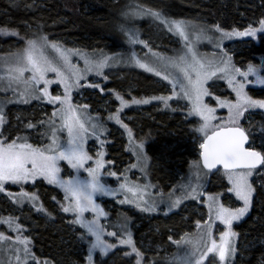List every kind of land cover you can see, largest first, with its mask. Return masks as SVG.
I'll return each mask as SVG.
<instances>
[{
	"label": "snow or ice",
	"instance_id": "6c2138e0",
	"mask_svg": "<svg viewBox=\"0 0 264 264\" xmlns=\"http://www.w3.org/2000/svg\"><path fill=\"white\" fill-rule=\"evenodd\" d=\"M123 15L151 16L159 21L167 32L179 36L184 41V46L181 54L164 56L153 51L135 32L121 25L120 31L128 37L129 44H142L148 48L156 64L137 58L134 52L127 58L128 62L135 63L146 72L168 81L171 85V94L133 98L128 101L119 92L109 89L108 91L120 102V107L115 113L109 114L107 120H114L120 124L128 132L131 141V130L127 124H123L119 115L124 108L130 104H149L152 101H160L168 108L171 107L169 101H174L178 105L184 101L183 105L172 108V111L185 112L186 118H199L198 127L194 131L200 133L202 138L199 144L202 150L200 152L202 164L199 160L194 161L191 165L192 177L188 183L167 194L158 191V198H153L147 191L152 185L133 183L127 176H124L119 189L110 188L102 183L99 173L104 167L105 153L97 152L95 166L85 167L94 159L85 150V144L88 138L94 137L103 148L106 141L101 137L107 131L105 122L99 114L95 116L91 114L89 104L74 103V93L79 94V90L86 87L99 89L103 93L105 89L101 83L82 81H87L88 76L92 74L106 81L108 77L104 69L118 61L122 62L124 58L109 57L103 52L89 55L79 49L65 48L59 42L51 40L37 26L30 37H20L24 40L22 48L10 53L8 57L0 58L4 68V74L0 75V93H4L3 100H0V193L6 192V185L19 186V192L6 193L11 202L20 207L29 203L38 212H43L45 211L43 205L38 206L39 196L25 190V186L32 184L35 187L38 182H46L62 190L64 202L58 201L60 211L70 214L71 218L68 220L70 225L84 230L80 232L78 239L87 245V249L86 256L80 264H97V255L107 257L114 249L121 247L130 249L124 252V256L134 255L135 264H148L144 253L133 239L127 217L123 222L111 225L116 230L107 231L101 218L107 219L108 214L96 203L97 194L112 196L122 191L125 196L120 200V204H134L141 212H157L162 204L171 212L180 207L185 200L195 201L206 196L204 202L209 208L208 221L203 224L199 220L196 221L195 238L186 233L180 241H173L178 245L188 246L178 264H231L237 252L235 239L238 236V233L233 231V222L241 220L254 207L257 189L251 177L254 173H264V125L260 128V143L257 144V136L250 127H245L242 123L248 120L252 110H264V99L253 98L247 91L248 86L253 83L264 86V75H261L264 61L259 67L250 63L246 69H241L233 63L232 57L223 47V41L231 40L233 37L256 39L258 34H264V16L256 21L258 26L249 24L243 30L232 28L228 31L219 24L209 27L196 25L190 21L170 19L161 11L140 5ZM189 27L194 31L189 32ZM0 34L19 37L17 31L3 28H0ZM203 41H207L216 49L211 58L198 51V45ZM49 52L55 55H50ZM74 57L83 61V68L73 62ZM50 73L54 74V78H49ZM250 77H255V80H251ZM219 80L226 82L230 94L235 96L234 100L214 95L211 89ZM210 81L212 83H209ZM52 85L62 88V92L53 94L50 91ZM9 92L15 99L8 96ZM207 97L215 100V106L206 101ZM33 100L51 105L53 109L51 114L47 119H40L36 123L29 120L22 129L26 134L15 135L14 138L12 135H5L12 127L5 111L7 104L27 105ZM218 108L227 109L226 118L217 115ZM17 119L19 120V117ZM40 129L43 131H39ZM28 130L37 131L39 137L47 142L43 144L29 142L31 133ZM65 132L66 142L61 143V134ZM133 153L137 163L131 164L125 171L137 167L144 171L149 158L144 151L143 141L135 145ZM61 161L66 162L77 173L83 169L89 178L81 180L77 176L63 179ZM218 165L222 166L230 185L226 186L227 192L234 194L236 200L242 202L241 207H225L219 201L220 193L211 194L204 190V178L209 174L219 173L221 169L217 167ZM110 175L116 176L117 173L112 172ZM52 199L55 200L56 197L53 196ZM85 213H91V218L86 217ZM216 220L224 226L220 231L219 240L214 238L212 232ZM18 221L19 217L12 215L0 217V224L6 225L10 233H16L13 238L0 232V253L7 257L0 260V264H50L49 261H40L36 258L31 249V240L23 235L24 226ZM105 236L114 238L115 242L106 240ZM9 253L11 255H8ZM100 264H106V261L101 260Z\"/></svg>",
	"mask_w": 264,
	"mask_h": 264
},
{
	"label": "trees",
	"instance_id": "16d2710c",
	"mask_svg": "<svg viewBox=\"0 0 264 264\" xmlns=\"http://www.w3.org/2000/svg\"><path fill=\"white\" fill-rule=\"evenodd\" d=\"M137 5L161 11L171 19L195 20L210 26L219 24L228 31L232 28L243 30L264 16V0H0V28L19 33V37L0 34V53L22 48L24 40L20 37H30L37 26L51 40L85 50L90 54L120 53L124 49L128 50L127 38L125 33L120 31V26L126 28L134 23L132 21L128 23L123 13L129 12ZM148 24L134 23V27L142 30L143 39L150 35L147 31ZM155 38L162 40L160 43L162 52L176 46L174 38L161 29L157 31ZM229 52L238 67L246 68L250 63L259 67L264 61V35L259 36L258 41L237 43L229 48ZM261 73L264 75V69H261ZM106 75L108 79L103 80L105 89L103 93L99 89H81L85 92L84 98L87 99L85 103L90 104L92 109L104 105L103 102L107 100L110 102L105 104L104 108L120 106L109 89L119 92L126 98L139 99L165 96L171 92L170 86L136 69H114L106 72ZM88 91H94V100H91L92 94ZM260 91L250 92L264 99V90ZM173 106L176 107L177 104ZM137 108L140 112H134L132 108L125 112L131 118L126 124L138 138L137 140L144 143L150 164L149 175L155 188L166 190L173 187L182 175L187 173L189 165L197 160L201 162L199 157L201 149L198 141L195 140L199 133L194 131L198 127V122L194 118H186L185 112L172 111V106L158 108L157 103H151ZM13 110L7 113L11 125L14 124ZM22 110L27 111V108ZM25 111H22L20 117L26 120L29 116ZM242 123L245 127H250L257 136L256 142L259 144L264 113L256 110ZM119 134L120 132L114 130L106 136H112L114 139L112 144L107 145L109 161L115 162L112 163L114 169L120 164H125L128 159L131 160L126 142L118 138ZM10 135L13 138L19 135L17 129L10 130ZM258 180H262L264 184V175L253 177V185L257 189L255 203L251 214L236 228L239 239L238 251L237 258L232 264H264V189L258 184ZM41 187L45 188L41 192V199L49 207V212L46 214L44 211H37L35 214L32 211L20 212L22 223L26 227V236L31 240L32 252L37 259L49 258L54 264H80L85 258L87 245L84 244L85 249L83 244L76 242V236H73L71 231V227L75 228V226L68 223L71 217L62 214L60 208H55L54 201L50 202L52 206L49 205L48 198L60 196L57 194L58 191L44 185ZM208 191L225 193L226 184L223 178L213 175ZM15 209L17 207L9 197L6 201L0 200V212L7 213ZM12 211L8 213L13 215L14 211ZM15 214H19L18 211ZM205 216H207L206 209L200 205L189 206L186 210L167 217L153 215L137 218L133 224L137 247L138 242L143 240L141 242L148 243L150 248L160 245L172 252L173 241L194 230L196 221L202 222ZM156 252L152 249L151 252L144 253L148 264L166 259ZM101 260L106 261V264H135L132 257L124 256V252L121 253L119 248L114 249L104 259L97 258V264H100Z\"/></svg>",
	"mask_w": 264,
	"mask_h": 264
},
{
	"label": "rangeland",
	"instance_id": "374dc122",
	"mask_svg": "<svg viewBox=\"0 0 264 264\" xmlns=\"http://www.w3.org/2000/svg\"><path fill=\"white\" fill-rule=\"evenodd\" d=\"M126 19L128 20L127 21L128 23L131 22V21L134 22V23L135 22H146V23H149L148 27H147V31H149L150 35L147 36L145 39H143L142 30H140V28H138V27H134L135 26L134 23H131L128 26H126V29H130L133 32H135V34L139 37V39L143 40V41H146L149 44V46L153 49V51L158 52V53H160V54H162L164 56H168V57L176 56V55H179V54L182 53L183 46H184V41H182L179 36H177V35H175L173 33L167 32V30L165 28H163V26L160 24V22L155 20V19H153L151 16H144V17L128 16V17H126ZM175 20L190 21V22H192L193 24H196V25L209 26L210 27V25H207V24H204L202 22L195 21V20H187V19H175ZM252 25L253 26H258V25H256V23H254ZM157 27L159 29H161L164 33H166L169 36H172L174 38V40L176 42L175 43L176 46H172L171 50L164 51V52L160 51L161 50V47H160L161 44L160 43H162V40H158V39L155 38V36L157 35V31L159 30ZM188 31L192 32V31H194V29L189 27ZM261 35H264V34H258L256 39H253V38H250V37H233L231 40L223 41V47L228 52V54L232 57L231 53L229 52V48L234 47L237 43H243V42H246V41H258L259 40V36H261ZM126 38H127V42H128V37L126 36ZM60 44H62L65 48L78 49V48H75V47L66 46V45H64V43H60ZM127 45H128V50L124 49L120 53L103 52V54H105V55H107L109 57H123L124 58L122 62L118 61L116 63L111 64L109 67H106L104 69V73L105 74H106V72H108L110 70H114V69H117V70L136 69V70H139L141 72H144V73L154 77L159 82H161V83H163V84H165L167 86H170V88H171V85L168 84V81L163 80L161 77L155 76L153 73L146 72L144 69H141L138 66H136L135 63L128 62L127 58L134 52L136 54L137 58H140L142 60H147L148 62H152L155 65L156 64L155 58L151 57V54L149 53L148 48H145L142 44L132 45V44H129V42L127 43ZM16 51L17 50L6 52V53H0V58L8 57L10 53H14ZM81 51L84 52V53H87L89 55H93V54H97L98 55L100 53V52H96V53H91L90 54V53L86 52L85 50H81ZM198 51H199L200 54L206 55L208 58H211V54L214 51H216V49L211 44H209L207 41H203V42H201L198 45ZM49 54L50 55H55L54 53H51V52H49ZM232 61L236 65L233 57H232ZM73 62L74 63H78L80 68L84 67L83 61L79 60L76 57L73 58ZM240 68L241 69H246V68H243V67H240ZM3 74H4V68L2 66V63H0V75H3ZM261 75H263V74L261 73ZM49 78H54V74L50 73L49 74ZM250 79L254 81L255 77H250ZM95 82L101 83L102 87L104 85L103 78L102 77H96L94 74L89 75L87 81H82V83H95ZM209 83H212V82L210 81ZM86 89H87V87H86ZM88 89L92 90V88H88ZM62 90H63L62 88H60V87H58L56 85H52L50 87V91H52L53 94H56L57 92H62ZM211 90L214 93V95H216V96H221L223 98H228V99H233V100L235 99L234 94H230V89L227 87L226 82L223 81V80L216 81L215 82V87H213V89H211ZM251 90H254V91L264 90V86L257 85L255 83H253V84L249 85L248 89H247V91L249 92V94L251 96H253V98L260 99L259 97L251 94V92H250ZM88 92H90L92 94L91 95L92 96L91 100H94L95 99L94 91H88ZM84 94H85V92H83L81 89L79 90V94L74 93V103H77V102L78 103H85V102H87V99L84 98ZM170 94H171V92H169L167 95H170ZM167 95H165V96H167ZM8 96L12 97V93L9 92ZM3 98H4V93H0V100H3ZM12 98L15 99L14 97H12ZM133 98H135V97H131V98L124 97V99H126L128 101H131ZM137 99H139V98H137ZM206 101H210L212 106H215V100H213L211 97H207ZM109 102L110 101H108V100L104 101L103 102L104 105H101L102 103H100L101 106H99L96 109H92L91 105L89 104L90 105L91 114L93 116L99 114L103 118L107 131L105 132V135L103 137H101L102 140L106 141V143L104 144L103 148H101L100 142L97 141L94 137L88 138V140H87V142L85 144V150L88 151L89 154L94 157V159H93V161H89L88 164L85 167H88V166H93L94 167L95 166L94 161H95V158H96V153L99 152V151H103L105 153V155L103 157L104 167L102 169H100V173H99V179H100V181L102 183H104L106 186H108L110 188L119 189L120 183H123V181H124V176H127L128 179L131 182H133V183H139V184H142V185L143 184L152 185V187H149L147 189V191H148V193L151 194V196L153 198H158V191L162 192L164 194H167V193L172 192L173 190L179 189L182 185L187 184L189 179L192 177V171H191V165L192 164L189 165L187 173L185 175H182L180 180L178 182H176L173 185V187L168 188L166 190L163 189V188H161L160 190H157L155 188V185H154V183H153V181H152V179H151V177L149 175V168H150L149 160H148V165H147V167H146V169L144 171H141L139 167H137L135 169H131L129 171H125L126 169H129V166L131 164H136L137 163V158H136V156L133 153V149H134L135 145H138L141 142L139 140H137L138 138L135 137V135H134V133L132 131H131L132 139L130 141L129 140V136H128V132L120 124H117L114 120H107L108 115L111 114V113H115L116 110L120 107L119 105H117V106L115 105V106H113V108H104L105 104L107 105V104H109ZM151 103H157V107L158 108H161L162 106H164V104L162 102H160V101H152ZM151 103H149V104H151ZM183 103H184V101H181L180 105H178L174 101H169V104L173 108L175 107V106H173L174 104H177V106L175 108H178L179 106L183 105ZM149 104H140V105H149ZM140 105L130 104L128 107L124 108L122 112L119 113L120 119L122 120L123 124H126L127 122H129L131 120V118L127 114H125V112L127 110H130V108H132L134 112L135 111L136 112H140L139 108H137ZM133 106H135V107H133ZM23 108H27V111L22 110ZM11 109H14L13 110L14 124H12V127L8 130V132L5 133V135H10V130H12L13 128L14 129H21V131H17V134H19V135L20 134L23 135V133L26 134L22 129H23V126L25 124H27V122L29 120H31L33 123H36L40 119H47L48 115H50L52 110H53L51 105H48L47 103H41V102H38V101H35V100H33L30 104H27V105L22 104V103H9V104H7V107H6L5 111L8 113V111L11 110ZM22 111L23 112L25 111V114H28L29 119H26V120L23 119V118L21 119L20 116H21ZM255 111L256 110H252V114ZM260 111H262L264 113V110H260ZM30 115L33 117L34 120L30 119V118H32V117H30ZM217 115L219 117L226 118L227 117V109H219L218 108L217 109ZM17 117H19V120L17 119ZM193 118L196 119L197 122L199 121L198 117H193ZM128 129H130V128L128 127ZM114 130L117 131V132H120V134L118 135V138L121 139L122 141L125 140L126 145H127V151H129L130 154H131V160L128 159L125 162L126 165L125 164H120V165H118V167L115 166V168L117 167L116 168L117 170L114 169V167L112 166V163L111 164L108 163L110 158H109V152L107 151L108 150L107 149V145L108 144H112L114 139H113L112 136H110V137L109 136L106 137V136L110 135V132L114 131ZM39 131H43V129H40ZM28 132L31 133V137H30L29 142H34V143H37V144H43V143L47 142L43 138L39 137V134H38L37 131L28 130ZM61 135H62L61 143H65L66 139H67L66 132L62 133ZM195 140H197L199 144H200V142H202V138H201V134L200 133L196 135ZM60 166H61V169H62L61 177L63 179H65V180H67L69 178L77 177V176L81 180H85V179L89 178L87 172H85L83 169L79 170V173H77L75 170L71 169L66 164V162H64V161L60 162ZM112 172L117 173V175L116 176L110 175V173H112ZM216 175L221 177V178H223V180L225 181L226 186L230 187V185H228L227 177L224 175V171H220L219 173H216ZM256 175H264V173H254V175L251 177L252 182H253V177L256 176ZM212 176H213V174H209V175H207L204 178V185H205V189L204 190L207 193L216 194L215 192L213 193V192H209L208 191V186H209V183L211 181V177ZM258 184L261 187L264 186L262 180H258ZM41 185H44V186H46L48 188L52 187L53 189H56L58 191L57 194H59L60 196H55L56 197L55 200L52 199L53 196L49 197L48 198V203H49L50 206H52V204H50V202L54 201L53 202L55 204L54 207L55 208H60V204L58 203V201L64 202L63 201V195L64 194H63L62 190H60L55 185H48L46 182H43V183L38 182L35 187L32 184L26 185L25 186V190H27L29 192H34L38 196L40 195L39 196V201H38V206L39 205H43V208L45 210L44 212L46 214V213L49 212V207L41 199V192H42L43 189L45 190V188L41 187ZM262 188L264 189V187H262ZM19 190H20L19 186L6 185V192L5 193H0V195L3 194L2 196H0V200L6 201V199L8 197L7 194H6L7 192L16 193V192H19ZM217 193L221 194L219 196V201H220V203H223L225 207H241L242 206V202L236 200L234 194H232L230 192H227V187H226V192L225 193L223 191L217 192ZM177 195H179V192H177ZM124 196H125V193L122 192V191H119L115 195H112V196H104V195H101V194H97L96 197H95V200H96V203L101 208H103L104 211L108 214L107 215V219H104L103 217L101 218V222L104 223L107 231L116 230L111 225L117 224L118 222H123L124 218L127 217L128 221H129V229L132 232L133 239L135 240V242H136V238H135V234H134V231H133V224H134V222H135V220L137 218H143V216L144 217H146V216L149 217V216H153V215H161V216L167 217L169 215H172V214H175V213H179L182 210H186L187 207H189V206H200V205H203L205 207V209H206L207 216H205L203 218L201 223L203 224L205 221H208V219H209V208H208L207 204L204 202L206 200V198H207L206 196L202 197L200 200H195V201L194 200H185L180 205V207H178L176 209H173L171 212H168L166 206L163 205V204L160 206V210H158L157 212H141V211H139L138 208L135 207L134 204H123V205L120 204V200L124 199ZM15 206L17 207V209L13 210L14 214L12 216L19 217V221L18 222L21 223V224H23V223H22V218L20 216V212L27 213L28 211H32V212H34V214L37 213V210L35 208H33L31 206V204H29V203H25L23 207H20L18 205H15ZM13 209H14V207H13ZM11 211L12 210H10L8 212L11 213ZM16 211H18L19 214H15ZM251 211H252V209L241 220L233 222V231H235L237 233V230H236L237 226L251 214ZM8 212L7 213L0 212V217H7V216L11 215ZM165 212H167V215H165ZM61 213L65 214L63 212H61ZM5 214H7V215H5ZM62 214H60V216L64 218V216ZM65 215L70 216V214H65ZM91 215H92L91 213H85V216L88 217V218H91ZM213 219H214V217H213ZM23 226H24V229H25L26 227H25L24 224H23ZM223 229H224V226L218 220H216L215 221V225H214V227L212 229L213 236H214L215 239L219 240L220 231H222ZM71 231H72L73 236H76V238H75L76 242L79 243V244H83L82 246H84V248L86 249V246L84 245V243L81 242L78 239V237L80 235V232H82L84 230L80 229L78 226H75V228L71 227ZM0 232H4L6 235H11V236H13V238H15V236H16V233H10L8 231V229H7V226L3 225V224H0ZM187 233L190 234L193 238H195L196 233H197V228L195 227L194 230H192L191 232H187ZM23 235L26 236L25 231L23 232ZM182 237H184V235H182L178 240H175V241H180ZM28 238L30 239V237H28ZM104 238L106 240H110L112 242H115V239L112 238V237L105 236ZM238 240L239 239H238V236H237L236 239H235V244H236V247H237V251H238ZM141 241H143V240H140V242H138L139 243L138 244L139 245L138 248H140V250L143 253H148L149 251L151 252V250L153 249L154 251H157L156 253L158 255L162 254V256L164 258L166 257L165 260H162V261L159 260L158 263H157V261H154V264H178L179 259L185 255V252L188 249V246L185 245V244H179L178 245V244L174 243V245L172 246V248H173L172 252H169L163 246L162 247L160 245L151 246L152 248H150L148 243L141 242ZM119 249L121 250V253L125 252V251H130V249H127L126 247H121ZM157 254H155V255H157ZM8 255H11V253H9ZM131 257H132V259L135 262L134 255L131 256ZM6 258L7 257L3 253H0V260L6 259ZM97 258L104 259L106 257H100L99 255H97ZM236 258H237V252H236L235 257L232 259L231 264L235 262ZM38 260H40V261H49L50 263L54 264V262L51 259H49V258H39ZM260 264H262V263H260Z\"/></svg>",
	"mask_w": 264,
	"mask_h": 264
},
{
	"label": "water",
	"instance_id": "95a60500",
	"mask_svg": "<svg viewBox=\"0 0 264 264\" xmlns=\"http://www.w3.org/2000/svg\"><path fill=\"white\" fill-rule=\"evenodd\" d=\"M201 151H202V150H200V152H201ZM199 157H200V154H199ZM200 160H201V164H202V159H201V157H200ZM217 167H219V168L221 169V171H224L223 168H222V166H219V165H218ZM213 172H215V170H213Z\"/></svg>",
	"mask_w": 264,
	"mask_h": 264
}]
</instances>
